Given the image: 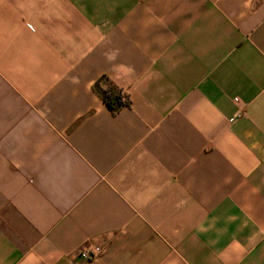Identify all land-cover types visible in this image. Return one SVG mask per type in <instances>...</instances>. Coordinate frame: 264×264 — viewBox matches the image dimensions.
<instances>
[{
	"label": "crops",
	"instance_id": "crops-1",
	"mask_svg": "<svg viewBox=\"0 0 264 264\" xmlns=\"http://www.w3.org/2000/svg\"><path fill=\"white\" fill-rule=\"evenodd\" d=\"M0 264H264V0H0Z\"/></svg>",
	"mask_w": 264,
	"mask_h": 264
},
{
	"label": "trees",
	"instance_id": "trees-1",
	"mask_svg": "<svg viewBox=\"0 0 264 264\" xmlns=\"http://www.w3.org/2000/svg\"><path fill=\"white\" fill-rule=\"evenodd\" d=\"M93 91L112 113H117L130 105L128 96L105 77L100 78L93 85Z\"/></svg>",
	"mask_w": 264,
	"mask_h": 264
},
{
	"label": "built area",
	"instance_id": "built-area-1",
	"mask_svg": "<svg viewBox=\"0 0 264 264\" xmlns=\"http://www.w3.org/2000/svg\"><path fill=\"white\" fill-rule=\"evenodd\" d=\"M80 256H81L83 259H88V258H89V255H88V253H87L86 251L82 252V253L80 254Z\"/></svg>",
	"mask_w": 264,
	"mask_h": 264
}]
</instances>
